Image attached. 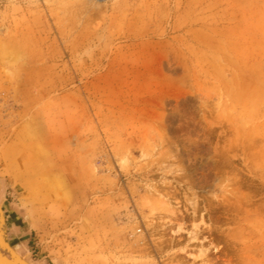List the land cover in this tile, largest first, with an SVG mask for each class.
<instances>
[{"label":"rangeland","instance_id":"rangeland-1","mask_svg":"<svg viewBox=\"0 0 264 264\" xmlns=\"http://www.w3.org/2000/svg\"><path fill=\"white\" fill-rule=\"evenodd\" d=\"M0 204L33 264H264V0H0Z\"/></svg>","mask_w":264,"mask_h":264},{"label":"water","instance_id":"water-1","mask_svg":"<svg viewBox=\"0 0 264 264\" xmlns=\"http://www.w3.org/2000/svg\"><path fill=\"white\" fill-rule=\"evenodd\" d=\"M0 247H5L6 249V253H5V256L6 257H10L11 260H14L15 259V255L13 254L12 250L10 249V247L8 246V244L4 241V239L6 240L7 239V228H6V221H5V217H4V214H3V211L2 209H0ZM8 240V239H7ZM4 259V262L5 263H8L9 264V261L8 259L6 258H3ZM24 264V263H23Z\"/></svg>","mask_w":264,"mask_h":264},{"label":"bare ground","instance_id":"bare-ground-1","mask_svg":"<svg viewBox=\"0 0 264 264\" xmlns=\"http://www.w3.org/2000/svg\"><path fill=\"white\" fill-rule=\"evenodd\" d=\"M0 209H2V207H1V205H0ZM3 211V210H2ZM3 214H4V212H3ZM0 219H1V217H0ZM1 226V225H0ZM0 233H1V231H0ZM4 241L8 244V246L10 247V249L12 250V252H13V254L15 255L14 257H15V259L14 260H11V258L10 257H6L5 256V253H6V249H5V247H0V264H8V263H5L4 262V259L3 258H6V259H8V260H10L9 261V264H29V263H27L18 253H17V251L14 249V248H12L11 246H10V244H9V242L7 241V239L5 240L4 239Z\"/></svg>","mask_w":264,"mask_h":264},{"label":"flooded vegetation","instance_id":"flooded-vegetation-1","mask_svg":"<svg viewBox=\"0 0 264 264\" xmlns=\"http://www.w3.org/2000/svg\"><path fill=\"white\" fill-rule=\"evenodd\" d=\"M0 205L2 207V210H3L4 214H5V208H4V206L2 204H0ZM5 221H6V225H7L8 220H7V216L6 215H5ZM8 242L18 252V254H20L25 259V261H27L28 263L33 264L32 262H30V259H29L28 254L24 253L17 245H15L13 242H11V239L9 237H8Z\"/></svg>","mask_w":264,"mask_h":264}]
</instances>
